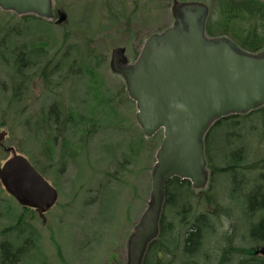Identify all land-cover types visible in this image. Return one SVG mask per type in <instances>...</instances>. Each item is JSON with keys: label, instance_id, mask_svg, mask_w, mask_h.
<instances>
[{"label": "rangeland", "instance_id": "1", "mask_svg": "<svg viewBox=\"0 0 264 264\" xmlns=\"http://www.w3.org/2000/svg\"><path fill=\"white\" fill-rule=\"evenodd\" d=\"M191 3L209 8L210 0H48L39 13L0 9V134L6 133L0 144L26 157L59 193L43 224L0 184V244L26 246L17 264L130 263L134 238L153 204V178L165 136L163 129L145 130L129 78L151 39L187 34L190 22L197 23L208 43L227 37L209 35L204 17L185 19L183 5ZM61 13L66 21L58 24ZM22 15L44 22L28 20L24 26ZM12 27L22 28L23 34L7 36ZM23 47L27 54L20 63ZM250 54L264 56V49ZM52 109L60 114L59 127L51 119ZM71 111L78 130L69 123ZM262 119L252 118L243 127L264 136ZM233 131L225 125L212 134L218 165L222 156L217 150L224 149ZM250 137L252 151H259L258 138ZM10 157L0 145V167ZM203 173L196 196L211 194L214 185L230 212L221 214L218 236L208 238L205 253L216 264L217 242L224 234L232 235L235 247L263 246L250 238L258 217L245 214V198L225 194L219 175L210 184L207 165ZM24 213L31 229L3 235Z\"/></svg>", "mask_w": 264, "mask_h": 264}, {"label": "water", "instance_id": "2", "mask_svg": "<svg viewBox=\"0 0 264 264\" xmlns=\"http://www.w3.org/2000/svg\"><path fill=\"white\" fill-rule=\"evenodd\" d=\"M47 1L0 0V8L39 13ZM183 11L187 20L204 17L206 28L208 6L191 3L183 5ZM65 21L61 13L58 24ZM195 24L187 25V34L170 32L163 41L151 39L129 78L145 130L163 129L165 136L153 178V204L136 233L129 264H142L149 244L159 235L166 183L178 177L195 189L204 184V138L210 127L221 118L264 106V56L237 50L227 37L208 43ZM5 134H0V141ZM0 145L11 154L0 167L1 184L20 205L37 209L46 223L45 213L58 200L56 189L13 147ZM255 254L264 257V246Z\"/></svg>", "mask_w": 264, "mask_h": 264}, {"label": "trees", "instance_id": "3", "mask_svg": "<svg viewBox=\"0 0 264 264\" xmlns=\"http://www.w3.org/2000/svg\"><path fill=\"white\" fill-rule=\"evenodd\" d=\"M209 7L210 15L206 27L209 35L227 36L250 53H258L264 49V1L210 0ZM20 20L24 26L29 21L40 25L44 22L35 16H23ZM10 34L19 38L23 30L12 27L7 36ZM1 41L6 43L7 39L2 38ZM22 49L18 54L20 63L26 53L24 47ZM51 113L54 114L51 116L52 121L59 127L60 114L57 116L53 109ZM68 116L72 128L78 130L74 117L76 114L71 111ZM256 117L263 118L264 122V107L248 114L229 115L217 120L205 135L204 150L211 171L210 184L213 185L219 175L226 184L225 194H229L230 198L238 195L245 198V214L258 217V221L251 225L250 238L264 246V136L258 135L256 128L247 130L243 127ZM225 125H231L234 131L225 137L224 149H216L222 156V162L218 165L212 156L215 149L211 139L212 134ZM251 134L258 138L254 142L258 144L259 149L256 150L259 151L251 149L254 146L249 139ZM214 187L210 186L213 192L202 198L196 196V189L189 180L174 177L166 183L159 235L149 244L142 264H215L205 253L204 247L208 238L218 236L217 227L221 214L230 215V212L224 207L222 198L218 197V188L214 190ZM26 214H22L18 222L2 234L21 235L25 229L30 230L32 225ZM257 233L261 234L259 239L256 237ZM232 240L231 234L221 236V244L217 242L219 257L216 264H264V258L255 254L262 246L235 247ZM25 254L26 246L15 248L8 241L0 244V264H17Z\"/></svg>", "mask_w": 264, "mask_h": 264}, {"label": "flooded vegetation", "instance_id": "4", "mask_svg": "<svg viewBox=\"0 0 264 264\" xmlns=\"http://www.w3.org/2000/svg\"><path fill=\"white\" fill-rule=\"evenodd\" d=\"M23 209L24 210H27V211H29V212H36L37 214H38V216H39V218L41 219V221L43 222V219L41 218V216L39 215V212L35 209V208H33V207H23ZM51 211V210H50ZM50 211H48L46 214H45V217L48 215V213L50 212ZM45 219H47V217L45 218Z\"/></svg>", "mask_w": 264, "mask_h": 264}]
</instances>
